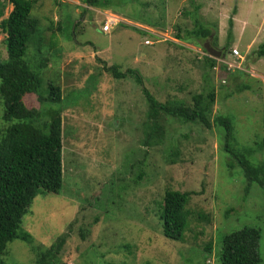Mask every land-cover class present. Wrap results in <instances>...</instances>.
Wrapping results in <instances>:
<instances>
[{
  "label": "rangeland",
  "instance_id": "374dc122",
  "mask_svg": "<svg viewBox=\"0 0 264 264\" xmlns=\"http://www.w3.org/2000/svg\"><path fill=\"white\" fill-rule=\"evenodd\" d=\"M0 1L7 4L6 18L13 6ZM111 14L124 21L107 34L101 26ZM194 14L212 35L177 39L194 30ZM32 16L40 20V29L28 56L49 58L46 72L37 70L43 93L49 82L59 83L58 75L46 79L51 74H60L65 98L72 92L62 114L72 132L63 141L62 193L35 198L22 224L34 244L10 243L5 264H37V255L64 233L69 238L55 264H220L224 236L245 227L264 233V190L254 183L246 194L240 165L229 167L233 160L223 150V130L165 116L162 144L143 146L145 91L160 102L178 99L191 105L194 94L214 89L213 117L233 118L239 147L261 138L264 57L256 52L264 43V0H101L99 8L83 0H41ZM5 38L0 34L4 60ZM147 39L153 44L146 45ZM206 44L219 51L228 47L213 68L205 60L210 56ZM233 49L243 58L231 56ZM227 63L241 68L219 67L229 68ZM113 65L127 78L116 79L106 70ZM89 80L94 89L83 95ZM26 105L38 109L41 100L31 95ZM169 189L196 193L188 204L195 214L182 243L163 234L160 216ZM82 226L89 230L85 238L79 235ZM208 242L210 254L204 251ZM260 256L264 260V236Z\"/></svg>",
  "mask_w": 264,
  "mask_h": 264
},
{
  "label": "trees",
  "instance_id": "16d2710c",
  "mask_svg": "<svg viewBox=\"0 0 264 264\" xmlns=\"http://www.w3.org/2000/svg\"><path fill=\"white\" fill-rule=\"evenodd\" d=\"M39 1L41 0H8L13 9L6 18L3 16L7 4L0 1V34H6L4 44L7 51V59L4 60L0 55V126L3 125L0 129V264H5L4 257L8 245L13 241L18 239L33 246L35 239L30 232L22 229V224L37 195H60L64 187L63 141L72 130L71 127L65 126L62 114L63 107L72 99L73 94L69 92V97L65 98L60 74H51L46 78L45 73L44 77L48 81L54 80L55 75H58L59 83L49 82L46 93H43V79L37 70L45 69L46 72L49 58L41 59L37 53L34 59L28 56L33 38L40 29V20L32 16V11ZM83 1L92 7L101 6V0ZM194 17L196 25L194 30L189 32V37L177 34V39L190 40L193 36L197 39H207L212 35L211 28L200 23L198 14H194ZM230 21L233 23V20ZM227 51L226 46L221 52L226 56ZM256 55L259 58L264 57V43L259 46ZM205 60L210 68L217 64V59L212 56H205ZM219 67L231 70L227 65L219 64ZM106 70L116 79L127 78L116 65L107 66ZM128 72L135 73V70ZM245 73L247 72L239 71L240 75ZM137 80L143 83L141 75ZM89 81L83 88V95H90L94 89L93 83ZM145 89L147 88L143 90ZM237 91L241 90L237 88ZM145 92L149 107L144 124L143 146L162 144L166 133L165 116L180 119L184 123L200 124L206 128L214 125L221 132L223 130V150L233 160L229 167L232 169L239 164L243 170L247 181L246 194L254 183L264 190V131L253 145L240 148L236 142L233 118L225 115L213 117V106L217 101L214 89H210L206 94H194L191 105L178 99L160 102L148 91ZM31 95H36L41 100L40 108H29L26 105V98ZM79 97L80 95L76 96L77 99ZM256 155L258 157L254 159ZM138 178L141 179L142 175ZM65 192L67 193L66 188ZM195 194L193 191H166L160 220L167 239L181 243L185 241V234L195 214L188 204ZM70 202L72 204L73 200ZM78 203L75 202V205ZM106 203L104 208L107 212L110 205L109 202ZM199 217L206 220L202 213ZM75 221L76 219H73L68 227L71 228ZM88 231L82 226L79 235L85 238ZM263 236L264 233L254 227H245L224 236L218 256L220 264L263 263L264 260L260 256V240ZM68 238V233H64L51 247L40 252L37 255V264H55ZM128 248H132V245L129 244ZM204 251L210 254L212 244L208 242Z\"/></svg>",
  "mask_w": 264,
  "mask_h": 264
},
{
  "label": "built area",
  "instance_id": "2783aa9c",
  "mask_svg": "<svg viewBox=\"0 0 264 264\" xmlns=\"http://www.w3.org/2000/svg\"><path fill=\"white\" fill-rule=\"evenodd\" d=\"M117 21L116 20H114V19H107V21H106V24L103 26V31L104 32H110V30H111V28L114 26V25H117ZM145 44H151V41H149V40H147L146 42H145ZM233 56L234 57H236V58H238V59H241L242 58V56H241V54H240V52L238 51V49H234L233 50ZM228 65H229V69H235V68H240V66H237V65H233V64H229V63H227Z\"/></svg>",
  "mask_w": 264,
  "mask_h": 264
},
{
  "label": "clouds",
  "instance_id": "9594fccd",
  "mask_svg": "<svg viewBox=\"0 0 264 264\" xmlns=\"http://www.w3.org/2000/svg\"><path fill=\"white\" fill-rule=\"evenodd\" d=\"M84 2V1H83ZM86 4V3H85ZM88 5V4H87ZM90 6V5H89ZM90 7H92V6H90ZM92 8H94V7H92ZM95 8H97V7H95ZM111 16H116V15H113V14H111ZM118 19H115V18H113V17H111L110 19H114V20H116L118 23H117V25L118 24H120V23H122L123 21H124V19H121V18H119L118 16H116ZM107 19H109V18H107ZM107 19H106V21H107ZM106 21L104 22V24H102V26H101V29H102V31H103V26L106 24ZM77 25V24H76ZM117 25H114L112 28H111V31H112V29L115 27V26H117ZM111 31L110 32H104V33H107V34H109V33H111ZM153 34H154V32L153 31H151ZM147 40H149V39H147ZM146 40V41H147ZM145 41V42H146ZM149 41H151V40H149ZM153 44V42L151 41V44H146V45H152ZM234 50V49H233ZM233 50H232V54H231V56H233ZM239 51V50H238ZM241 54V53H240ZM210 55V54H209ZM244 55V54H243ZM243 55L241 54V56H242V58H243ZM211 56V55H210ZM221 56H223V54L221 55ZM213 57V56H212ZM215 58V57H214ZM221 58H225V55L223 56V57H221ZM215 59H217V58H215ZM218 61V60H217ZM241 68V67H240ZM240 68H235V69H240ZM229 71H231V70H229ZM38 196V195H37ZM33 205V204H32ZM164 234V233H163ZM35 249H40V248H35ZM41 250V249H40ZM42 252V251H41Z\"/></svg>",
  "mask_w": 264,
  "mask_h": 264
},
{
  "label": "water",
  "instance_id": "95a60500",
  "mask_svg": "<svg viewBox=\"0 0 264 264\" xmlns=\"http://www.w3.org/2000/svg\"><path fill=\"white\" fill-rule=\"evenodd\" d=\"M205 50L213 57L215 58H219L222 55V52L219 50H216L215 48H213L212 46H210L209 44L205 45Z\"/></svg>",
  "mask_w": 264,
  "mask_h": 264
},
{
  "label": "bare ground",
  "instance_id": "6f19581e",
  "mask_svg": "<svg viewBox=\"0 0 264 264\" xmlns=\"http://www.w3.org/2000/svg\"><path fill=\"white\" fill-rule=\"evenodd\" d=\"M111 17H113V16H111Z\"/></svg>",
  "mask_w": 264,
  "mask_h": 264
}]
</instances>
